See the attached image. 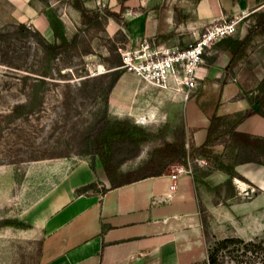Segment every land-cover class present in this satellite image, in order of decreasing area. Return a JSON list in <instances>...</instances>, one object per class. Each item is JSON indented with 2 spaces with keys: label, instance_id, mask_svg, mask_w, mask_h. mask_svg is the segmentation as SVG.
<instances>
[{
  "label": "rangeland",
  "instance_id": "obj_1",
  "mask_svg": "<svg viewBox=\"0 0 264 264\" xmlns=\"http://www.w3.org/2000/svg\"><path fill=\"white\" fill-rule=\"evenodd\" d=\"M75 1L0 0V264H40L44 220L64 199L60 195L73 170L85 167L100 171L110 184L102 157L93 152L87 138L88 129L102 115L144 137L139 154L133 157V148L115 144L112 164L124 159L113 169L119 177L144 169L166 137L182 139V120L161 122L160 118L137 116L147 111L145 106L152 107L143 98L130 114L109 108L110 83L125 71L119 67L118 47L127 46L123 27L133 0H83L86 13L74 7ZM262 2L248 10L236 8L226 18L239 22V31L217 41L208 62L215 57H231L228 42L247 33L264 11ZM105 5L119 16L105 14ZM52 12L62 19L69 40L77 33L75 41L58 52L42 47L40 35L34 32L37 29L47 41L55 40L49 25ZM20 23L30 30L21 31ZM239 57L231 70L225 69L227 63L221 66L220 79L237 84L239 92L231 102L243 98L250 109L247 97L256 93V85L264 76V33L255 35ZM217 140L225 141L229 162L239 152L240 157L246 154L233 148L226 134ZM258 164L262 166V187L238 174L243 181L237 182L239 192L232 181L212 190L214 214L201 208L200 244L194 264H208V250L218 238L264 235V164ZM223 264L234 262L226 258Z\"/></svg>",
  "mask_w": 264,
  "mask_h": 264
},
{
  "label": "crops",
  "instance_id": "obj_2",
  "mask_svg": "<svg viewBox=\"0 0 264 264\" xmlns=\"http://www.w3.org/2000/svg\"><path fill=\"white\" fill-rule=\"evenodd\" d=\"M159 2L163 0L130 1L132 11L123 27L128 47L138 46L144 38L158 46H186L205 23L226 20L236 8L248 10L258 4L257 0H173L159 6ZM229 58L207 60L199 88L187 98L170 88H149V83L122 71L110 90L109 108L116 113L130 114L138 109L135 104L143 98L152 107L145 106L143 110L147 111L137 116L144 114L152 119L160 118L161 122L183 121L182 139L166 137L164 142L183 140L187 150L199 146L206 139L213 113L225 115L247 109L243 98L231 102V97L239 92L238 85L220 79L221 66ZM112 104L118 108L116 111ZM153 107L155 117L149 114ZM237 129L264 135V116L250 114ZM213 151L223 163L229 162L224 140H217ZM213 166L209 158L200 156L193 158L191 173H182L175 179L169 176L168 169L116 187H110L100 171L85 167L73 170L60 195L64 199L44 220L46 235L42 240L40 264L194 263L200 244L201 208L214 214L211 209L214 193L207 185H222L230 178L229 172L220 166L201 174ZM234 170L236 175L241 174L250 183L262 187L260 164L235 163ZM236 175L232 183L239 192L237 182L242 180ZM93 181L96 189L76 192L78 187ZM104 187L107 189L103 190Z\"/></svg>",
  "mask_w": 264,
  "mask_h": 264
},
{
  "label": "trees",
  "instance_id": "obj_3",
  "mask_svg": "<svg viewBox=\"0 0 264 264\" xmlns=\"http://www.w3.org/2000/svg\"><path fill=\"white\" fill-rule=\"evenodd\" d=\"M260 1L257 0V2ZM73 5L83 13L87 12L83 0H76ZM103 11L105 14L113 17L114 15L116 17L119 16L107 5L104 6ZM49 25L55 36L54 41H47L37 29L34 31L37 35H40L38 42L45 49L58 52L69 47L75 41L77 33L69 40L65 34L63 21L56 12L50 13ZM19 29L24 32L30 30L25 23H20ZM260 33H264V11L258 14L255 22L242 38H233L228 42V47L232 54L225 66L226 70H231L233 64L240 58V52L255 35ZM120 73L112 79L110 88L113 87ZM247 98L251 103V108L246 109L244 112L225 115L213 113L211 115L206 139L201 145L187 150L183 140L179 142L165 141L154 149V156L144 169H134L127 176L119 177L113 172V169L124 160L120 159L114 165L112 164L114 146L116 144L118 146L133 148L130 157L137 156L140 152V143L144 140L142 135H137L129 127H121L118 121L114 123L107 117V114H104L90 126L87 138L93 148V152L102 157L104 169L110 181V187L162 174L173 163H186L187 157L196 158L200 156L207 157L214 163L213 167H208L205 171L201 172L202 175L211 172L216 166H220L225 168L230 174V178L226 182H231L232 177L236 175V171L234 170L235 163L253 161L264 164V137L237 129V126L250 114L259 113L264 116V76L256 87V93L249 95ZM255 103L258 104L257 109L254 108ZM224 134L232 142L233 148L238 147L246 152V154L240 157L239 152L235 154L234 161L223 163L219 158V154L213 151V145L217 138ZM113 136L114 138L118 137V140L115 141ZM197 180L198 177H196ZM207 187L211 190L217 188L210 185H207ZM96 188L97 184L93 181L78 187L76 192L81 193ZM106 189L105 187L103 188V190ZM226 258L234 262V264H264V235L250 239L228 235L214 240L213 245L208 250L207 263L223 264Z\"/></svg>",
  "mask_w": 264,
  "mask_h": 264
},
{
  "label": "built area",
  "instance_id": "obj_4",
  "mask_svg": "<svg viewBox=\"0 0 264 264\" xmlns=\"http://www.w3.org/2000/svg\"><path fill=\"white\" fill-rule=\"evenodd\" d=\"M239 22L216 19L205 23L198 34L186 46H158L144 38L137 47L119 46L121 64L141 81L152 87L170 88L174 93L187 98L196 92L205 74L204 66L214 46L221 38L235 35ZM203 162V159H196ZM169 176L175 179L182 173L192 172V161L170 165Z\"/></svg>",
  "mask_w": 264,
  "mask_h": 264
},
{
  "label": "bare ground",
  "instance_id": "obj_5",
  "mask_svg": "<svg viewBox=\"0 0 264 264\" xmlns=\"http://www.w3.org/2000/svg\"><path fill=\"white\" fill-rule=\"evenodd\" d=\"M111 106H112L113 109H115V111L118 109V108H115L114 104H112ZM149 114H150L151 117H155L156 116V110H155L154 107L149 109ZM138 117L139 118H147V116L144 115V114H139ZM238 182L243 184V182L240 181V180H238Z\"/></svg>",
  "mask_w": 264,
  "mask_h": 264
},
{
  "label": "water",
  "instance_id": "obj_6",
  "mask_svg": "<svg viewBox=\"0 0 264 264\" xmlns=\"http://www.w3.org/2000/svg\"><path fill=\"white\" fill-rule=\"evenodd\" d=\"M254 108H255V109L258 108V104H257V103L254 104Z\"/></svg>",
  "mask_w": 264,
  "mask_h": 264
}]
</instances>
